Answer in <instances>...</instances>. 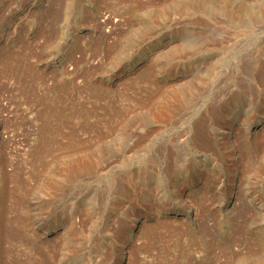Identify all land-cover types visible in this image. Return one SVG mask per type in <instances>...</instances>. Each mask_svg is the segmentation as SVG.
Listing matches in <instances>:
<instances>
[{
  "label": "rangeland",
  "instance_id": "1",
  "mask_svg": "<svg viewBox=\"0 0 264 264\" xmlns=\"http://www.w3.org/2000/svg\"><path fill=\"white\" fill-rule=\"evenodd\" d=\"M0 264H264V0H0Z\"/></svg>",
  "mask_w": 264,
  "mask_h": 264
},
{
  "label": "bare ground",
  "instance_id": "2",
  "mask_svg": "<svg viewBox=\"0 0 264 264\" xmlns=\"http://www.w3.org/2000/svg\"><path fill=\"white\" fill-rule=\"evenodd\" d=\"M7 191V190H6ZM4 194V193H3ZM5 195V194H4ZM3 198H4V196H3ZM7 200V199H6ZM5 202V201H4ZM4 202H2V204L4 203ZM4 206V205H3ZM8 229V228H7ZM4 232H6V230L4 231ZM6 237V236H5Z\"/></svg>",
  "mask_w": 264,
  "mask_h": 264
}]
</instances>
